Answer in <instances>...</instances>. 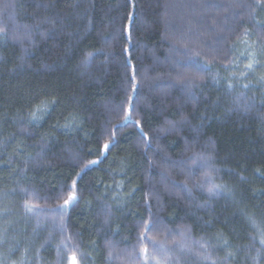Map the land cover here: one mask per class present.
<instances>
[{
  "label": "trees",
  "instance_id": "1",
  "mask_svg": "<svg viewBox=\"0 0 264 264\" xmlns=\"http://www.w3.org/2000/svg\"><path fill=\"white\" fill-rule=\"evenodd\" d=\"M0 29V264H264V0H0Z\"/></svg>",
  "mask_w": 264,
  "mask_h": 264
},
{
  "label": "rangeland",
  "instance_id": "2",
  "mask_svg": "<svg viewBox=\"0 0 264 264\" xmlns=\"http://www.w3.org/2000/svg\"><path fill=\"white\" fill-rule=\"evenodd\" d=\"M200 158L198 159V160H201V159H203V161L202 162H198L199 164L198 165H196V166H194V169H193V171L195 170V172H199V171H202V170H204V169H210V168H208V165H209V158L207 159V158H202L203 156H199ZM191 167V166H190ZM187 169H189L191 172H192V170L189 168V167H187ZM210 170H212V169H210ZM190 181V183H192V185L194 186V184H193V182H191L192 181V179L191 180H189ZM165 188H167V186H164ZM169 187H171L170 185H169ZM155 197H157V196H155ZM54 212H57V211H54ZM37 214H38V219H39V221H42V220H44L45 221V219H46V221L47 220H50L48 217H55V218H53L55 221H57L58 219L57 218H60V214L57 212L56 213V215L55 214H52V215H54V216H48L49 214H42V213H40V212H38L37 211ZM41 215H44V217L43 216H41ZM43 218V219H42ZM63 218V217H62ZM42 219V220H41ZM60 221V220H59ZM60 227H61V224H60V226H59V229H60ZM156 228H154V231L156 232L157 230H155ZM157 229H159V228H157ZM71 244V242L69 241L68 242V245H64L65 246V249L66 250H68V248H69V245ZM171 245V244H170ZM172 247H174V249H177L176 248V245L175 244H172L171 245ZM188 247H189V245H187ZM61 247H62V245H61ZM159 247H160V252H161V256L163 257V256H165L166 254H167V252L165 253V251L166 250H168V248H167V246L166 245H159ZM169 247V246H168ZM178 247H179V245H178ZM170 248V247H169ZM61 249V248H60ZM73 254H75L76 255V253H74V252H70V253H68L67 255H66V257L65 258H60V255L57 257V260H56V262L54 263V264H69V257H71ZM124 255H126V254H124ZM76 257H77V261H78V264H81V260H80V258H79V256L78 255H76ZM126 258V257H125ZM131 264V263H130ZM135 264V263H134ZM137 264H158L157 262H156V260H155V258L153 257V256H149V255H147V253L144 251L143 253H142V256L140 257V261H139V263H137Z\"/></svg>",
  "mask_w": 264,
  "mask_h": 264
},
{
  "label": "snow or ice",
  "instance_id": "3",
  "mask_svg": "<svg viewBox=\"0 0 264 264\" xmlns=\"http://www.w3.org/2000/svg\"><path fill=\"white\" fill-rule=\"evenodd\" d=\"M0 31H2V29H0ZM251 66H252L251 64L248 65V67H251ZM133 87H135V85H134ZM130 100H131V97H130ZM45 109H46V105L38 106V107L36 108V110L33 111V112L31 113L32 118H33V119H39V118H40V115H42V112H43V110H45ZM129 111H130V109H129ZM129 118H130V116H129L128 114H126V115L124 116V120H125V121H127ZM108 147H109L108 144H105V145H104V148H105V149H107ZM196 162H197L196 160H193V163H194V164H195ZM89 163H90V164H95L96 161H90ZM85 167H88V165H85ZM82 171H83V169H82ZM77 175H79V173H78ZM75 186H76V181H73V182H72V189H71V191H70V194L67 196L66 199H64L63 204L59 206L61 212H62L63 210H65V209H66L71 203H73V202L77 199L76 194H75ZM218 187H220V186H219V185H213L211 188L208 189V191L211 193V192L213 191V188H218ZM32 207H33V205H32L30 202L26 201V208H27L29 211L31 210ZM62 219H63V218H62V216H61V220H62ZM144 228H145V231H146V232H147V231H150V230H151V224H150V223H145ZM140 239H141V243H143V242H144V234L141 235ZM262 243H264V241H262ZM143 251L146 252L147 249H143ZM69 264H78L77 257H76L75 254H73L71 257H69Z\"/></svg>",
  "mask_w": 264,
  "mask_h": 264
}]
</instances>
